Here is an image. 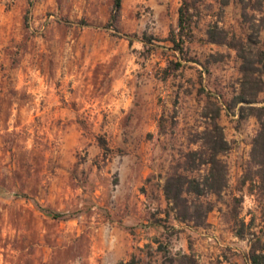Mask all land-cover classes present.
Returning <instances> with one entry per match:
<instances>
[{
	"label": "rangeland",
	"instance_id": "374dc122",
	"mask_svg": "<svg viewBox=\"0 0 264 264\" xmlns=\"http://www.w3.org/2000/svg\"><path fill=\"white\" fill-rule=\"evenodd\" d=\"M191 1L192 38L174 51L183 0H124L114 28V0H0V264H250L264 195L242 184L260 127L242 107L264 92L237 103L238 49L264 51V0ZM215 122L229 182L195 227L163 186Z\"/></svg>",
	"mask_w": 264,
	"mask_h": 264
},
{
	"label": "trees",
	"instance_id": "16d2710c",
	"mask_svg": "<svg viewBox=\"0 0 264 264\" xmlns=\"http://www.w3.org/2000/svg\"><path fill=\"white\" fill-rule=\"evenodd\" d=\"M124 0H114L111 19L107 28L115 26ZM193 3L191 0H183L179 8L177 29L171 30L168 41L173 44L174 51H183V46L193 35V16L190 12ZM81 26H89L85 21L79 23ZM209 40L212 43L227 44V36L222 35L217 29H210ZM152 37L143 35L145 46H153ZM253 43V42H252ZM255 44V43H253ZM150 48V47H149ZM239 54L243 60L241 89L237 95V103L251 105L259 101V96L264 92V51L253 48L239 47ZM172 66L179 68L181 62H172ZM174 69V68H173ZM251 108V115L257 117L260 127L252 141L250 160L245 169L242 184L250 183L264 195V106L242 107ZM103 148L109 150L106 141L101 139ZM229 150L228 142L224 137L221 127L215 122L214 131L207 137V141L201 144L198 149L191 150L184 155L183 161H179L172 173H170L163 186V193L169 209L174 213L175 218L184 224H193L195 227L203 226L208 215L214 210V204L208 201L209 196L221 197L228 187V169L222 155ZM206 168V174L201 177L194 175ZM184 172H190L192 176ZM13 197H25L21 193L10 194ZM48 216L58 219L65 218L67 214L55 213L44 210ZM236 214V218H237ZM242 226L250 228L251 223L242 221ZM243 228L239 236H243ZM250 264H264V230L255 234L254 243L248 254ZM129 264H138L135 257H132Z\"/></svg>",
	"mask_w": 264,
	"mask_h": 264
}]
</instances>
